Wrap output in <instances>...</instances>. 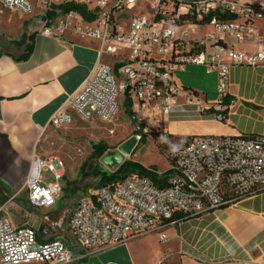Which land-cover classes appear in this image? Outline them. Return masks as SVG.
<instances>
[{
    "label": "built area",
    "instance_id": "built-area-1",
    "mask_svg": "<svg viewBox=\"0 0 264 264\" xmlns=\"http://www.w3.org/2000/svg\"><path fill=\"white\" fill-rule=\"evenodd\" d=\"M36 4L44 13H60L58 8L70 4L85 7L93 20L71 10L49 21L42 34L57 40L71 34L98 43L95 68L52 115L48 123L52 128H67L75 118L111 122L126 95L147 133L159 116L180 111L182 89L174 75L189 66L216 75L217 99L201 105L188 92L187 106L199 107L201 114L210 109L220 112L231 67L264 64V0H36ZM34 9L29 0H0V17L8 11L32 15ZM199 28L210 29L196 36ZM245 46L254 50L240 49ZM105 57L113 63L105 62ZM137 137L141 140V135ZM169 156L176 174L164 187L130 175L112 187H100L94 200L78 201L69 230L87 253L152 233L164 242L168 225L264 190V135H196ZM44 173L53 181L47 182ZM62 179L60 169L34 153L22 190L31 205L50 208L63 193ZM79 259L61 240L39 242L33 227L15 226L0 207V264H73Z\"/></svg>",
    "mask_w": 264,
    "mask_h": 264
},
{
    "label": "crops",
    "instance_id": "crops-1",
    "mask_svg": "<svg viewBox=\"0 0 264 264\" xmlns=\"http://www.w3.org/2000/svg\"><path fill=\"white\" fill-rule=\"evenodd\" d=\"M29 1L35 7L32 15L8 11L0 17V207H5L12 223L33 227L41 243L63 241L80 257L73 264H264V190L168 225L163 230L164 242L159 234L152 233L96 253H87L69 230L78 203L71 196L72 190L65 194L63 187L61 197L50 208L29 203L22 185L43 133L52 128L49 120L83 86L98 62L96 41L71 34L60 40L44 36L42 30L49 22L43 19L44 12L36 0ZM22 35H32V51L18 61L25 46L12 43ZM240 49L254 50L247 46ZM174 80L182 89L180 111L157 118L160 132L178 138L182 145L183 138L196 135H264V64L231 67L222 121L215 119L214 109L211 114H201L199 107L186 104L188 92L194 93L201 105L216 101L215 74L206 75L202 67L189 66L176 72ZM125 97L120 102L127 110ZM128 100L132 111V101ZM135 131L137 135L139 124ZM137 144L134 141L130 149ZM168 170L173 172L171 177L176 174L172 161L162 173Z\"/></svg>",
    "mask_w": 264,
    "mask_h": 264
},
{
    "label": "rangeland",
    "instance_id": "rangeland-1",
    "mask_svg": "<svg viewBox=\"0 0 264 264\" xmlns=\"http://www.w3.org/2000/svg\"><path fill=\"white\" fill-rule=\"evenodd\" d=\"M145 14L149 19L153 18L150 12L147 11ZM36 15L35 18L39 19V14ZM209 29L199 28L195 35L200 36ZM104 61L113 63V60ZM202 101L204 102V99ZM134 117L121 101L119 111L111 122L104 123L96 119L82 121L75 118L74 124L67 128L47 130L42 135L36 153L41 158L50 160L61 170L65 194L69 189L72 190L71 196L76 202L94 196L101 187L97 172H111L118 167L116 163L109 165L101 159L94 158L95 146L103 145L106 148L103 157H112L122 144L134 137L138 144L134 150L130 149L129 155L123 158V162L133 160L146 168L152 167L158 173H162L171 163L170 151L182 146V142L178 138L165 139L162 136L165 135L164 132H160L161 128H157V125H160L158 120L150 123L146 137L143 136L144 140H140L137 137L139 134L135 133L138 123ZM110 161L114 162L113 158ZM43 175L47 182L53 181L49 173Z\"/></svg>",
    "mask_w": 264,
    "mask_h": 264
},
{
    "label": "trees",
    "instance_id": "trees-1",
    "mask_svg": "<svg viewBox=\"0 0 264 264\" xmlns=\"http://www.w3.org/2000/svg\"><path fill=\"white\" fill-rule=\"evenodd\" d=\"M61 10L60 13H57L56 10H51V11H46L44 13L43 19L46 20L47 22L54 20L59 14H65L68 11H75L78 12L80 15H82L87 21H91L93 20L94 16L87 12L86 8L80 5H75V4H70V5H65L62 6L60 8H58ZM32 35L29 37H26L25 35H22L19 41L13 42L12 44L16 45V46H25V51L24 53L17 58L18 61L20 60H25L27 57H29L31 51H32ZM119 67V65H116L114 68L117 70ZM125 101H128L127 104V110L129 111L130 115L132 114L131 111V104L129 103V100L127 98V96L125 97ZM225 101H226V96L223 97L222 99V103H221V111L217 112V114H220L222 117L225 116L226 113V109H225ZM212 109L206 111L205 113H212ZM215 112V111H214ZM203 113V114H205ZM143 127L140 126V131L137 132L139 135H141V140L143 139V136L146 137V133H143ZM136 132V131H135ZM165 139L169 138L172 139V136L170 135H162ZM183 143L186 144L189 140V138H183ZM106 152V148L101 145V146H95L94 147V152H93V156L94 158L100 160L103 158L104 154ZM97 174H99V183L100 186H114L117 182H119L120 180H122L123 178L130 176V175H138V176H142V177H147L149 178L156 186L158 187H164L167 185L168 179L171 178V176L173 175L172 170H168L164 173H162L161 175H159L155 169L152 168H146L144 166H142L139 162H135L133 160H127L124 161L123 163H121L116 169H114L111 172H107V171H101V172H97Z\"/></svg>",
    "mask_w": 264,
    "mask_h": 264
},
{
    "label": "water",
    "instance_id": "water-1",
    "mask_svg": "<svg viewBox=\"0 0 264 264\" xmlns=\"http://www.w3.org/2000/svg\"><path fill=\"white\" fill-rule=\"evenodd\" d=\"M135 139L134 137L132 139H130L129 141H127L126 143L122 144L119 147V150L117 152H115L112 157L110 156H106L102 158V161L105 162L106 164L112 165L113 162L110 161L111 158H113L114 162L116 164H121L123 162V158L125 156L129 155L130 152V146L132 143H134Z\"/></svg>",
    "mask_w": 264,
    "mask_h": 264
}]
</instances>
